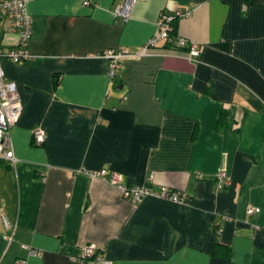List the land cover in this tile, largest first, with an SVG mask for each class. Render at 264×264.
Here are the masks:
<instances>
[{
  "label": "crops",
  "instance_id": "0c3cea01",
  "mask_svg": "<svg viewBox=\"0 0 264 264\" xmlns=\"http://www.w3.org/2000/svg\"><path fill=\"white\" fill-rule=\"evenodd\" d=\"M82 1L28 0L33 57L0 58L22 105L9 129L15 162L0 161V210L14 223L0 264H81L90 243L112 264H264V0H141L125 20L111 13L122 0ZM173 9L188 10L174 31L199 54L160 42L110 79L99 54L136 50ZM16 41L0 29L3 49ZM100 168L125 185L152 174V187L186 200L131 202L88 174Z\"/></svg>",
  "mask_w": 264,
  "mask_h": 264
},
{
  "label": "built area",
  "instance_id": "2783aa9c",
  "mask_svg": "<svg viewBox=\"0 0 264 264\" xmlns=\"http://www.w3.org/2000/svg\"><path fill=\"white\" fill-rule=\"evenodd\" d=\"M28 0H0V29L2 34L15 33L17 41L14 45L3 49L0 45V58H7L12 62H21L32 58L26 50V45L30 35L31 17L26 11L25 4ZM141 0H122L116 4L112 10V16L116 19L125 20L130 14L131 6L134 2ZM90 2L83 0L82 4ZM187 9L171 11H161L156 19V30L142 43L136 50L128 51L125 48H109L99 55L108 62V77H114V70L123 60H138L141 57L151 54L157 44L163 42L165 47L184 50L187 57L193 60L201 51V46L197 43L186 40L183 37L172 34V21L187 15ZM21 100L12 82L5 80L3 70L0 66V161L10 164L15 162L12 146L9 138V129L17 121L21 112ZM31 138L34 144L39 145L45 139L43 129L36 127L31 131ZM91 177H98L116 187L122 198L131 202H138L143 197L150 196L172 203L185 202L183 193H178L166 186L152 187L150 182L152 174H149L146 182L140 185H125L122 183V175L116 171L100 168L89 171ZM218 185L225 187L229 183V176L224 171H218L215 175ZM258 207L248 206L245 209L247 215L257 213ZM14 223L0 210V234L4 240L9 241L12 237ZM253 225L252 229L257 230ZM36 249H29L28 254H36ZM78 261L81 264H112L103 256V248L95 244H86L81 248V255ZM12 264H25V259H15Z\"/></svg>",
  "mask_w": 264,
  "mask_h": 264
},
{
  "label": "trees",
  "instance_id": "16d2710c",
  "mask_svg": "<svg viewBox=\"0 0 264 264\" xmlns=\"http://www.w3.org/2000/svg\"><path fill=\"white\" fill-rule=\"evenodd\" d=\"M251 3H260L261 0H249ZM175 21L176 19H174L172 21V25H173V31L172 34H175L174 28H175ZM211 254L213 256H217V257H221L224 258L226 260L229 259L230 253H229V248L225 245H222L221 243H215L212 247L211 250Z\"/></svg>",
  "mask_w": 264,
  "mask_h": 264
}]
</instances>
